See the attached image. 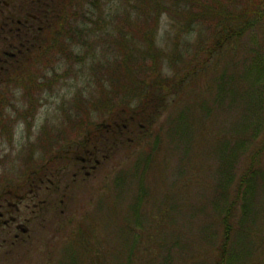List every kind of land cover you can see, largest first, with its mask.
<instances>
[{
  "label": "trees",
  "instance_id": "1",
  "mask_svg": "<svg viewBox=\"0 0 264 264\" xmlns=\"http://www.w3.org/2000/svg\"><path fill=\"white\" fill-rule=\"evenodd\" d=\"M24 7L38 9L32 12L40 17L41 28L25 42L29 49L10 66L7 84L9 94L13 82L26 91V114H32L44 91L62 78L54 66L59 62L82 64L80 76L86 88L94 85L97 90L87 97L77 93L72 102L65 103L64 127H59L58 134L49 129L45 136L44 149L51 156L42 164L34 163L33 158V165L26 164L30 170L26 178L10 188L23 185L27 195L33 185H38L41 188L32 193H57L56 178L59 180L61 171L71 166V192L80 182L78 176L95 172L102 160L121 152L132 159L115 173V188L109 197L120 204L127 194L132 196L127 206L134 223L126 224L123 237L114 247L103 246L99 238L93 242L89 234L69 237L56 264H175L173 251L186 250V246L180 250L181 232L171 237L166 233V225H171L178 213L177 204L165 202L151 220H145L141 213L150 199L148 172L156 165L157 150L164 141L158 126L168 108L181 100V94L215 64L221 52L241 38L254 44L243 70L245 76H241L249 81L240 97L246 118L244 124L240 120L231 128L239 137L234 132L232 139L216 137L219 165L214 172L218 183L208 203L217 210L212 215L217 219L209 218L199 232L203 239L213 242V257L205 260L197 255L183 264H244L255 255L256 234L260 235V264H264V235L259 224L264 180V45L260 39L257 43L255 36L264 27V0H24ZM163 14L176 21L181 32L182 43H173L171 51L157 40ZM95 38L106 44L100 55L96 54ZM52 72L54 77H49ZM235 88L234 80L220 82L216 96L219 105L224 102L227 109L234 106L239 99ZM189 111L190 107L181 108L166 124L170 126L167 135L186 146L183 154L191 143L187 137L193 128ZM210 113L206 110L205 120ZM250 122L252 132L247 136ZM66 127L77 129L79 135L68 137ZM57 143L60 146L53 152ZM30 198L36 199L35 195ZM69 199L71 194L67 193L55 199H39L37 207L24 209V216L41 213L45 219V211L62 207ZM33 209L36 214H32Z\"/></svg>",
  "mask_w": 264,
  "mask_h": 264
},
{
  "label": "rangeland",
  "instance_id": "2",
  "mask_svg": "<svg viewBox=\"0 0 264 264\" xmlns=\"http://www.w3.org/2000/svg\"><path fill=\"white\" fill-rule=\"evenodd\" d=\"M170 18L168 14H163L157 35L158 43L167 51L172 50L173 43H182L179 38L181 35L179 25ZM257 32L256 42L259 43L260 39L264 45V27ZM95 40L98 43L96 54L100 55L106 44L103 39L95 38ZM253 48L254 44L241 38L221 52L215 64L181 94V100L168 108L159 123L158 128L160 127L161 134H164V141L157 150L156 165L150 167L148 172L146 182L150 190V199L145 202L141 213L145 220L147 218L151 220L159 209H163L165 202L177 204L179 210L175 208V211L178 213L174 215L176 217L173 223L166 225V233L171 237L181 232L183 241L180 250L185 246L186 250L173 251L175 264H183L184 261L189 263L195 259L192 257L197 255L204 257L205 260L213 257L214 250H211L213 242L207 238L203 239V234L200 236L199 232L202 226L205 227V222L209 221V218L217 219V215L212 217L217 210L211 209L208 203L218 183L214 172L219 165L216 137L220 135L231 138L233 132L239 137L236 130L231 131V128L240 120L241 124H244L246 118L243 116L244 107L242 109L240 100L249 81L246 82L245 77L241 78V76L245 74L243 70H246V60ZM89 65V62L85 63V70L88 71ZM54 66L62 78L54 82L51 89L44 91L42 102L32 114H26V109L29 107L25 97L26 91L14 82L10 87L11 95L9 94L8 103L11 104V108L8 109V118L11 124L8 126L6 137L0 139V190L24 180L30 171H27V166L32 164L30 161L33 158H35L34 163H46L51 155L44 149L45 136H48L49 129L58 134L56 131L59 127H64L61 125V120L64 119L62 109L65 103L70 100L72 102L77 93H83L87 97L89 93L97 90L94 85L91 89L86 88L87 83L80 76L82 64L72 65L64 61ZM54 75L53 72L48 74L49 77ZM225 79L234 80L235 90L239 93V99L230 109L224 107V102L223 106L219 105L216 97L218 86ZM184 107H190L193 123L192 130L189 129L187 132L188 141L191 143L186 154H183L186 146L175 142L167 135L170 126L166 125L169 116ZM205 109L212 112L208 120L204 117ZM251 122L247 136L252 132ZM66 130L68 137L79 135L78 130L72 127H66ZM59 146L57 143L52 151H56ZM126 153L121 152L107 161L102 160L98 170L88 176L83 174L78 176L80 182L71 192L68 189L74 180L72 177L74 169L70 166L62 170L61 174H58L59 180L58 177L56 178L59 191L49 193L48 190H44L39 194L38 199H55L65 193L71 194V199L66 200L62 207L53 206L50 212L45 211L44 214L47 215L45 219L41 213L36 214L35 217L23 216L19 223L25 228L26 234H23L25 241L19 245L0 248V264H56V259L59 256L62 258V251L69 237L81 238L87 234L91 235L90 239L95 243L99 238L103 246L114 247L120 241V237H123L122 231L125 230L126 224L134 223L127 206L132 196L127 194V199L120 204L114 202L116 199L109 197L110 194L112 196L115 188L113 185L115 173L132 161ZM245 159L244 155L239 168L242 167ZM31 203L28 202L30 205ZM47 217L50 219L47 220ZM259 224L260 234L264 235V180L260 186ZM15 233H19V230L15 229L12 232L10 240ZM20 235L22 236V233ZM255 236V255L244 264H260V235ZM1 239L0 234V241ZM186 251L188 253L185 254Z\"/></svg>",
  "mask_w": 264,
  "mask_h": 264
},
{
  "label": "flooded vegetation",
  "instance_id": "3",
  "mask_svg": "<svg viewBox=\"0 0 264 264\" xmlns=\"http://www.w3.org/2000/svg\"><path fill=\"white\" fill-rule=\"evenodd\" d=\"M37 8L24 7V0H0V139L6 137L8 133V70L10 66L15 65V60L19 61V55H24L25 42H30L35 32L41 28L39 25V16L32 12ZM27 36L26 37H24ZM84 169L83 166H81ZM41 187L33 185L29 193H25L23 185H17V188L7 186L3 193H0V248L8 245H15L24 242L23 234L25 228L21 227L19 221L24 216V209L30 208L31 205L37 207L36 202L39 197L37 191ZM36 197L35 200L30 195ZM32 202L31 205L28 202ZM32 213L36 214L33 209ZM35 217V216H34ZM28 221V218H26ZM17 229L19 233L10 235ZM22 233V236L20 235Z\"/></svg>",
  "mask_w": 264,
  "mask_h": 264
}]
</instances>
